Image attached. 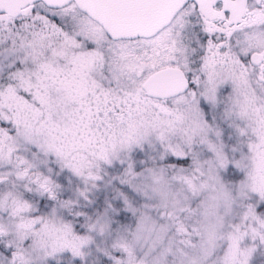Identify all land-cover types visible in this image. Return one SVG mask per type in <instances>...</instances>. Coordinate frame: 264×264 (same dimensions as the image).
<instances>
[{
	"label": "snow or ice",
	"instance_id": "1",
	"mask_svg": "<svg viewBox=\"0 0 264 264\" xmlns=\"http://www.w3.org/2000/svg\"><path fill=\"white\" fill-rule=\"evenodd\" d=\"M0 264H264V0H0Z\"/></svg>",
	"mask_w": 264,
	"mask_h": 264
}]
</instances>
